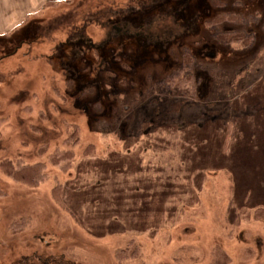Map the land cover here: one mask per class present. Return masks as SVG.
<instances>
[{"label": "rangeland", "instance_id": "rangeland-1", "mask_svg": "<svg viewBox=\"0 0 264 264\" xmlns=\"http://www.w3.org/2000/svg\"><path fill=\"white\" fill-rule=\"evenodd\" d=\"M23 21L0 32V264H264V0H51ZM186 53L195 85L165 86Z\"/></svg>", "mask_w": 264, "mask_h": 264}, {"label": "trees", "instance_id": "trees-1", "mask_svg": "<svg viewBox=\"0 0 264 264\" xmlns=\"http://www.w3.org/2000/svg\"><path fill=\"white\" fill-rule=\"evenodd\" d=\"M221 5H224L221 2ZM245 19L240 14H232L229 12H225L216 17L212 22L220 23V22H243ZM210 23V22H209ZM217 37L225 42V43H235L240 46H250L252 42L255 40L253 33L247 32H236V31H227L221 32L217 34ZM194 57L190 53H186L182 65L179 69L172 72L169 76L163 79V84L167 87L171 88H179L182 84L189 87H193L197 81L194 74L191 72L192 65L194 64ZM184 88V89H185ZM231 129L229 128L227 131V138L225 140V144L227 146L228 138H230ZM73 153L71 151L62 153L59 156L53 157L52 159L57 163L61 160L72 159ZM3 172L18 181L26 182L32 185L39 184L45 174H43V164L37 163L29 166H16L15 163L11 160H6L1 163ZM54 197L57 201L61 202V189L57 187L54 192Z\"/></svg>", "mask_w": 264, "mask_h": 264}, {"label": "crops", "instance_id": "crops-1", "mask_svg": "<svg viewBox=\"0 0 264 264\" xmlns=\"http://www.w3.org/2000/svg\"><path fill=\"white\" fill-rule=\"evenodd\" d=\"M48 2L51 0H0V32L1 29L3 33H7L20 27L23 25V18H28L33 13L35 15Z\"/></svg>", "mask_w": 264, "mask_h": 264}, {"label": "flooded vegetation", "instance_id": "flooded-vegetation-1", "mask_svg": "<svg viewBox=\"0 0 264 264\" xmlns=\"http://www.w3.org/2000/svg\"><path fill=\"white\" fill-rule=\"evenodd\" d=\"M118 29H119L118 31H121V32H122L124 28L122 27V28H118ZM29 264H30V263H29Z\"/></svg>", "mask_w": 264, "mask_h": 264}]
</instances>
